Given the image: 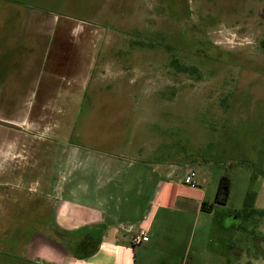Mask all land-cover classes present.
<instances>
[{"label":"rangeland","instance_id":"obj_1","mask_svg":"<svg viewBox=\"0 0 264 264\" xmlns=\"http://www.w3.org/2000/svg\"><path fill=\"white\" fill-rule=\"evenodd\" d=\"M187 5L186 12L181 0H0V35L15 37L23 25L36 48L32 61L44 50L63 57L44 65L46 92L79 94L27 101L6 92L12 86L0 92V182L12 185L0 187V205L48 200L51 222L66 231L108 224L135 251L134 264H242L247 256L229 262L226 246L239 239L262 261L254 239L264 230L254 238L246 225L257 221L245 213L257 210L264 224V0ZM168 171L175 180L195 171L212 204L228 176L229 201L199 216L160 211L150 242L133 246L145 224L139 180ZM248 198L259 209L246 207ZM87 208L101 212L99 223H88ZM10 210L0 209V234L14 213L28 212ZM19 232L14 240L2 235L0 264H37V255L59 249L47 234Z\"/></svg>","mask_w":264,"mask_h":264},{"label":"crops","instance_id":"obj_2","mask_svg":"<svg viewBox=\"0 0 264 264\" xmlns=\"http://www.w3.org/2000/svg\"><path fill=\"white\" fill-rule=\"evenodd\" d=\"M20 30L21 32H18L15 37L12 35L3 37V31L0 35V87H3V89L1 88L0 92H5L4 88L6 86H12L11 88L7 89L6 92L10 93L11 95L16 93L18 96H23L27 101H32L37 97V95L39 96L42 94L49 96L50 101L57 100L58 97L61 96L62 97L60 99L72 101L74 96L79 94L67 89H65V91L61 90V88L55 92H58L59 90L63 92H60L56 95L54 92L48 94L45 88V86L48 85V83L45 81L50 77V75L46 74V69H44L46 61L52 60V62H50V67L52 68L56 67L58 65L56 63L61 61L63 57L57 53V57L51 59L49 58L50 54L47 55V50H44L41 51L42 57L32 61L31 50L34 51L36 48L31 47V29L25 31V27L22 25ZM23 33H28L27 37H25ZM25 38L28 39L27 44L22 41ZM22 47H25L26 49ZM24 52L29 55L27 58L23 57L22 54ZM25 59H28V61ZM13 86H16V88L14 89ZM81 86L83 88V84ZM44 91L46 94L43 93ZM2 149H5V144L2 146V148H0V152ZM189 173L190 172H187L182 180H175L172 178L173 175H175L173 171H168L165 174V178H162L158 181L159 185L157 191L151 198L149 204H147L149 206H146L145 209L148 210L143 217V221H145L143 228L148 231L149 242L151 240V231L154 225V220L160 211L168 213L193 214L195 216H199L204 213H210L214 209V204L209 203V201L206 199L204 190L196 181L197 187L195 188L184 183V179ZM5 183V181L0 182V187L12 186ZM258 190H261V192L264 191V179L262 177L258 179ZM0 191L3 190L0 188ZM261 192H257V198L261 195ZM254 207L255 205H253V208ZM56 209L58 208L56 207ZM68 209L69 217H79L78 213L80 211L74 209L73 206L69 208L64 206L60 207L63 215L67 214L66 212ZM260 209H264V207ZM87 210L89 212L88 215L91 214L88 223L95 224L101 221L98 220V217L102 215L99 210L96 208H87ZM246 228L252 232L251 234H253L254 238H256V236L260 234L259 231L264 230V224L257 221L254 224L246 225ZM240 229L244 230L243 226ZM120 241L121 240L117 229H111V227H109L103 238V242L99 248V251L88 260L73 259L62 254L56 249L53 250V248L48 252L50 257L45 259H43V257L40 255H37V257L41 258V262L46 264H134L132 257L133 254L135 255V251L130 247L121 245ZM254 241L257 244V249L262 253L263 259L261 262L260 260L254 259V257L251 258L253 256V252L249 250L243 239H239L238 247H235V244L233 243L226 244L229 249L228 253L232 257L230 258L229 262L231 259L235 261L236 259H244V257L247 256L246 260H241L242 264H264V238L259 237L258 239H254ZM57 253L63 256H59ZM182 264L185 263L183 262Z\"/></svg>","mask_w":264,"mask_h":264},{"label":"trees","instance_id":"obj_3","mask_svg":"<svg viewBox=\"0 0 264 264\" xmlns=\"http://www.w3.org/2000/svg\"><path fill=\"white\" fill-rule=\"evenodd\" d=\"M185 72L191 75H195L193 71L188 70L186 68H185ZM87 111L88 110L84 109L83 115H86L85 112ZM123 145L124 144L121 145L122 152H124L125 150ZM230 192H231V180L228 176H223L219 182V186L215 195L214 204L215 205L227 204L229 201ZM13 204L15 203L9 204V206L15 207ZM245 206L249 208L253 207V202L251 201L250 198H248V200L246 201ZM145 208L146 205H144L142 209L143 211L142 218L144 217V214L148 210ZM51 209H55V208L52 203H49L48 200L46 201L45 199H36L33 203H31V215H29L28 212H26L27 214H24V211L23 213L17 211V214L14 213L12 217L18 218V221L14 222L12 219L10 220V217L8 218L7 220L8 228L5 230V232L15 231L17 236H19L20 235L19 230L22 229L26 231V234L22 236V238H25L29 234L30 223H31V236H33L34 234L38 235L41 233L47 234L48 235L47 238L50 239V241H52L54 244H57L59 248L58 250L61 251L62 253L63 252L66 253L68 257L77 260H88L91 257H93L99 251V248L103 242V238L106 234L109 225L103 224V225H95V226H85L76 231L75 230L66 231L62 229L60 226H58L56 223L51 222L52 217L54 216L53 210ZM11 211H8L7 213L9 216L14 212ZM245 215L248 216L253 215L254 217L255 216L260 217V212H258L255 209H248V212L245 213ZM1 248L8 249V248H12V246L9 243L8 245L2 246ZM87 248H89L90 250H88Z\"/></svg>","mask_w":264,"mask_h":264},{"label":"flooded vegetation","instance_id":"obj_4","mask_svg":"<svg viewBox=\"0 0 264 264\" xmlns=\"http://www.w3.org/2000/svg\"><path fill=\"white\" fill-rule=\"evenodd\" d=\"M181 1H184V5H185V7H186V12L188 11V0H181ZM147 182V181H146ZM146 182H144V181H142V179H140L139 180V188H138V190L136 191V198H139V199H142V202L146 205L148 202H149V199L150 198H152L153 196H154V194H155V192L157 191V188H158V185H159V182L156 180H152V181H148L147 183ZM143 184V185H142ZM140 185L142 186V187H140ZM140 190H142V194L140 195L139 193H140ZM8 193V194H7ZM10 194V192H8L7 190H5L4 191V195L3 196H5V198H7L8 196H10L9 195ZM140 195V196H139ZM147 202V203H146ZM20 207L18 208V207H13V206H9V205H3V204H1L0 205V209H9V211H11L10 209H27L28 210V213H29V215H31V203L29 202L27 205H19ZM28 215V216H29ZM0 216H1V212H0ZM25 216V215H24ZM256 218V221H258V222H260L258 219L260 218L259 216H255ZM12 220L14 221V222H16V221H18V218H13L12 217ZM1 223H3V224H5V222H4V220H2L1 221ZM96 225V224H95ZM95 225H88V226H95ZM91 228V227H90ZM92 231V230H91ZM7 234H10L11 235V240H14V239H16V237H18L17 236V234H16V232L15 231H11V232H5V231H3V229L1 230V234H0V240L2 239V235H4V236H6ZM29 234H31V223H30V230H29ZM28 234V235H29ZM10 239H9V241H10ZM22 239V238H21ZM10 243V242H9ZM94 246V245H93ZM88 250H90L89 248H87ZM67 256V255H66ZM37 264H46V263H44V262H41L40 260H39V262L37 263Z\"/></svg>","mask_w":264,"mask_h":264},{"label":"built area","instance_id":"obj_5","mask_svg":"<svg viewBox=\"0 0 264 264\" xmlns=\"http://www.w3.org/2000/svg\"><path fill=\"white\" fill-rule=\"evenodd\" d=\"M196 176L197 174L194 171H190L188 176L184 179V183L193 188L197 187V183L194 180ZM130 241L133 246H138L149 242L148 231L144 228H141L138 233L132 235Z\"/></svg>","mask_w":264,"mask_h":264},{"label":"water","instance_id":"obj_6","mask_svg":"<svg viewBox=\"0 0 264 264\" xmlns=\"http://www.w3.org/2000/svg\"><path fill=\"white\" fill-rule=\"evenodd\" d=\"M234 219H236V217Z\"/></svg>","mask_w":264,"mask_h":264}]
</instances>
